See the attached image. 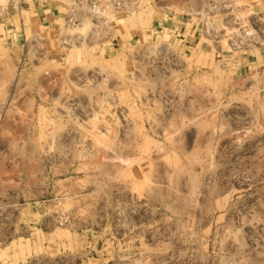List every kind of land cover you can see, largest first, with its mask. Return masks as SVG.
I'll list each match as a JSON object with an SVG mask.
<instances>
[{"label":"rangeland","instance_id":"374dc122","mask_svg":"<svg viewBox=\"0 0 264 264\" xmlns=\"http://www.w3.org/2000/svg\"><path fill=\"white\" fill-rule=\"evenodd\" d=\"M89 1L0 0V264H264V0Z\"/></svg>","mask_w":264,"mask_h":264},{"label":"built area","instance_id":"2783aa9c","mask_svg":"<svg viewBox=\"0 0 264 264\" xmlns=\"http://www.w3.org/2000/svg\"><path fill=\"white\" fill-rule=\"evenodd\" d=\"M14 4H22L24 0H9ZM38 1V0H35ZM42 2V0H39ZM118 9L130 10L129 5L125 2L122 3L121 0H113ZM87 11L95 10L96 0H91L88 2ZM68 23H77L78 18L73 15L67 17ZM107 24V23H105ZM99 25V24H98ZM102 26V23H100ZM233 26L236 28L235 32L230 35V52L235 51H245V54L249 52H264V22L260 18L250 19L248 21L239 20V18H234ZM236 32H239V35H236ZM217 34V33H216Z\"/></svg>","mask_w":264,"mask_h":264}]
</instances>
